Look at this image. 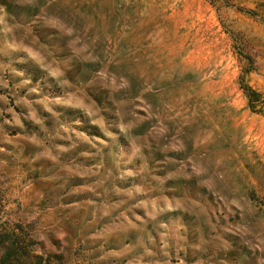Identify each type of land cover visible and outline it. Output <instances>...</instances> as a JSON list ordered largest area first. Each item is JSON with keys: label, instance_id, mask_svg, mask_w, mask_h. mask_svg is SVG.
<instances>
[{"label": "rangeland", "instance_id": "374dc122", "mask_svg": "<svg viewBox=\"0 0 264 264\" xmlns=\"http://www.w3.org/2000/svg\"><path fill=\"white\" fill-rule=\"evenodd\" d=\"M0 264H264V0H0Z\"/></svg>", "mask_w": 264, "mask_h": 264}]
</instances>
